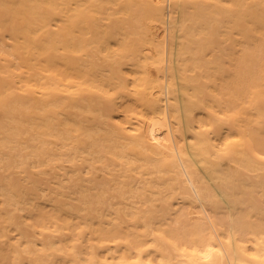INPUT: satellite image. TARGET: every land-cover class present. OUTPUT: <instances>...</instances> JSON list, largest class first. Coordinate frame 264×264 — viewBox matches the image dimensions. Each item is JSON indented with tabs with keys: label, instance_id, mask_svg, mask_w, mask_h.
Returning a JSON list of instances; mask_svg holds the SVG:
<instances>
[{
	"label": "bare ground",
	"instance_id": "1",
	"mask_svg": "<svg viewBox=\"0 0 264 264\" xmlns=\"http://www.w3.org/2000/svg\"><path fill=\"white\" fill-rule=\"evenodd\" d=\"M0 114V264H264V0H0Z\"/></svg>",
	"mask_w": 264,
	"mask_h": 264
},
{
	"label": "rangeland",
	"instance_id": "2",
	"mask_svg": "<svg viewBox=\"0 0 264 264\" xmlns=\"http://www.w3.org/2000/svg\"><path fill=\"white\" fill-rule=\"evenodd\" d=\"M224 97V100H225V104H228L227 106L228 107H232V105H230V100L228 99V96H223ZM243 101L245 102V100L243 99ZM240 102H242V101H240ZM243 103V102H242ZM72 111H74V112H77V110H72ZM0 118H1V114H0ZM91 115H90V117H89V119H90V121H91ZM49 141L50 142H52L50 145L51 146H53L55 149L56 148H58L59 146H58V144H56L55 143V139L54 138H50L49 139ZM90 148V147H89ZM90 149H92V148H90ZM56 152H58V150L56 151ZM94 155H97L96 153H94ZM53 156H48V157H45V160H44V168H45V173L43 174V176H45V177H49V176H51L52 175V166L53 165H55V164H57V163H61L62 162V160H63V158H66L67 157V155L66 156H63V158L62 159H60V160H55V161H52V158ZM56 157L57 158H60V157H62V156H59V155H56ZM19 159V158H18ZM96 165L97 166H99V164L98 163H96ZM225 168H228L227 166H224ZM99 172V171H98ZM99 173H101V172H99ZM116 195L115 197H112L111 199L113 200V201H121V200H125L127 197H130L131 196V193L130 192H128V193H126L125 194V197L124 198H121V196L120 195H117L116 194V192L114 191H111L109 194H108V196H112V195ZM78 195V194H77ZM131 200H133V199H135V198H130ZM100 209H103L104 207H105V205H103V204H98L97 205ZM84 213H86V210H84L83 211ZM94 213H96L95 211H94ZM216 216H218V218H220V219H223L224 218V215H223V213L222 212H217V215ZM174 224H177V225H181V224H179V223H174Z\"/></svg>",
	"mask_w": 264,
	"mask_h": 264
}]
</instances>
